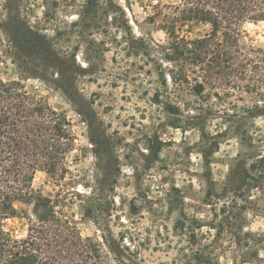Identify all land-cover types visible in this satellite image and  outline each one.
Here are the masks:
<instances>
[{
  "label": "rangeland",
  "instance_id": "374dc122",
  "mask_svg": "<svg viewBox=\"0 0 264 264\" xmlns=\"http://www.w3.org/2000/svg\"><path fill=\"white\" fill-rule=\"evenodd\" d=\"M177 4V0L28 1L30 21L43 22L47 16L46 34L54 35L43 48L48 60L38 68L50 82L27 74L4 54L0 81L19 84L30 96L65 114L75 138L65 159V179L38 171L32 187L72 219L82 235L97 234L98 228L116 241L122 235L127 248L121 250L122 264H200L196 253L203 260L209 258V264H264V247L246 251L236 244L235 230L216 229L220 208L230 202L224 190L232 187L244 195L236 208L228 209L236 227L264 234V191L249 190L236 181L225 188L239 161L264 156V115L246 116L240 124L243 134L233 129L224 134L225 118L210 117L200 124L202 133L191 125L202 119L194 118L199 112L191 110V103L184 106L183 116L173 119L152 102L156 72L144 59L128 53L131 35L124 14L132 34L141 36L131 17L144 37L166 44L169 38L158 18L153 25L146 18L157 11L169 14ZM176 29L180 38L194 41L204 38L211 26L183 21ZM240 35L242 45L264 51V22L244 23ZM58 70L64 71L61 81ZM66 89L76 92L75 107L64 95ZM182 97L186 103L192 100L187 94ZM87 206L91 215L85 218ZM14 207L16 216L5 222V228L21 242L41 209L32 202H16ZM178 221L185 231L175 230Z\"/></svg>",
  "mask_w": 264,
  "mask_h": 264
},
{
  "label": "trees",
  "instance_id": "16d2710c",
  "mask_svg": "<svg viewBox=\"0 0 264 264\" xmlns=\"http://www.w3.org/2000/svg\"><path fill=\"white\" fill-rule=\"evenodd\" d=\"M28 1L0 0V54L8 56L27 74L50 82L38 68L48 60L43 48L54 40V35L46 34L45 14L43 22L42 19L30 21ZM177 1L169 14L157 11L146 18L152 25L158 18L159 27L169 38L166 44H155L144 37L142 28L130 16L141 36L132 34L130 21L124 14L131 35L132 50L128 53L144 59L145 65H152L157 75L152 102L173 119L183 116L184 106L190 107L191 103V110L199 112L194 118H202L191 125L202 133L200 124L222 115L224 134L231 129L243 134L240 124L246 116L264 115V51L242 45L240 29L247 22H264V0ZM126 11L132 12L127 1ZM183 21L207 23L211 30L202 39L186 40L176 34V25ZM63 72H57L59 81L64 77ZM65 76L68 80L72 78ZM63 93L75 107L76 92L66 89ZM182 94L191 96L192 100L183 102ZM76 111L81 114L80 110ZM74 142L71 123L65 114L30 96L19 84L0 81V264L123 263L121 250L127 248L122 246V235L116 241L101 228L92 236L82 235L72 219L56 210L52 200L42 197L32 187L38 171L65 179V159L72 152ZM234 181L249 190L264 191V156L239 161L231 168L225 188ZM236 192L237 188L232 187L224 190L229 193L226 199L230 202L227 206L225 201L220 208L222 215L216 229L218 233L235 230L236 244L246 251L261 250L264 234L243 232L241 227H236V218L228 210L236 208L237 199L244 197ZM16 202H32L41 209L21 242L14 241L5 228V222L16 216ZM90 211L87 206L85 218L90 217ZM92 219L100 227L96 218ZM174 228L180 232L186 230L179 221ZM190 235H194L193 229ZM196 255L200 264L210 263L209 258L203 260V256Z\"/></svg>",
  "mask_w": 264,
  "mask_h": 264
}]
</instances>
